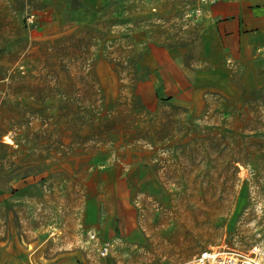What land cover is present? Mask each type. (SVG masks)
<instances>
[{
  "label": "rangeland",
  "instance_id": "374dc122",
  "mask_svg": "<svg viewBox=\"0 0 264 264\" xmlns=\"http://www.w3.org/2000/svg\"><path fill=\"white\" fill-rule=\"evenodd\" d=\"M135 3L0 0V264H187L264 243V49L236 89L166 90L137 34L192 43L193 18Z\"/></svg>",
  "mask_w": 264,
  "mask_h": 264
},
{
  "label": "crops",
  "instance_id": "0c3cea01",
  "mask_svg": "<svg viewBox=\"0 0 264 264\" xmlns=\"http://www.w3.org/2000/svg\"><path fill=\"white\" fill-rule=\"evenodd\" d=\"M78 1L92 10L113 9L135 2L146 6L154 4L156 9L166 12L182 10L184 13L196 5L201 6V13L191 17L192 30L195 29L193 44L189 37L193 32L186 34L188 43L170 44H162L165 35L151 33L149 27L137 34L138 43L147 45L142 50L147 68L163 79L166 90L195 95L236 89L232 75L242 72L244 65L251 63L264 49V0H217L210 4H200L199 0Z\"/></svg>",
  "mask_w": 264,
  "mask_h": 264
},
{
  "label": "built area",
  "instance_id": "2783aa9c",
  "mask_svg": "<svg viewBox=\"0 0 264 264\" xmlns=\"http://www.w3.org/2000/svg\"><path fill=\"white\" fill-rule=\"evenodd\" d=\"M217 0H199L200 4H210ZM153 11L156 7L152 6ZM200 5H196L192 9L184 11V17H196L201 13ZM31 19V17L29 18ZM89 238L96 240L95 233H90ZM109 243L102 242L98 244L97 250L100 255H106L109 252ZM187 264H264V243L254 244L247 250H239L236 248L217 245L210 246L200 251L197 256Z\"/></svg>",
  "mask_w": 264,
  "mask_h": 264
},
{
  "label": "bare ground",
  "instance_id": "6f19581e",
  "mask_svg": "<svg viewBox=\"0 0 264 264\" xmlns=\"http://www.w3.org/2000/svg\"><path fill=\"white\" fill-rule=\"evenodd\" d=\"M4 139H5V140H9V139H10V137H9V136H7V135H5V136H4Z\"/></svg>",
  "mask_w": 264,
  "mask_h": 264
}]
</instances>
